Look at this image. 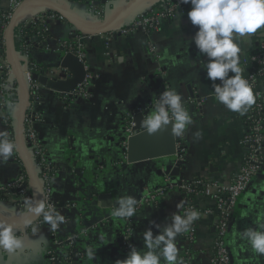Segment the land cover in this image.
Listing matches in <instances>:
<instances>
[{"label":"crops","instance_id":"1","mask_svg":"<svg viewBox=\"0 0 264 264\" xmlns=\"http://www.w3.org/2000/svg\"><path fill=\"white\" fill-rule=\"evenodd\" d=\"M88 1L68 0L69 6L84 10V21L93 20L86 8ZM162 1L146 0L141 10L159 6ZM189 10L190 5L178 15L182 20H167L159 32L149 35L123 37L115 34L111 37L105 35L86 39L85 65L91 74L86 87L88 97H80L66 107L54 91L46 89L41 92V103L36 108L41 117L37 134L55 169L51 180L52 200L56 209L65 216L66 222L54 236L48 224L35 223L29 228L17 229L18 234L24 237L25 248L15 255L6 252L0 254V264H47L45 251L53 248L55 241H64L69 237H75V240L67 246L54 248L58 258H65L70 250L73 252L76 249L77 253L83 254L82 259L75 257L76 261L78 259L76 264H115L117 259H121L123 219L111 216L103 220L101 226L89 227L87 223L95 218V214L82 210L86 200L89 197L96 199V195L107 194L113 198L133 196V182L120 180L115 171L123 157V143L127 138L123 118L157 98L167 87H174L182 94L193 117L192 125L179 141L184 149L180 158L184 165L176 180L203 179L226 185L240 170L243 163L241 138L245 131V115L233 113L216 101L211 82L205 78L206 72L202 68L206 57L197 53L191 41L197 29L188 20ZM9 11V0H0V19L4 20L3 17ZM42 12L36 8L31 9L18 23L35 20ZM48 24L45 43L50 48L57 41L70 39L74 35L71 28L65 34V22L49 21ZM255 34L240 41L243 76V58L252 54L257 46ZM149 42L154 44L159 60L148 54ZM31 59L43 70L55 69L59 55L34 49ZM260 90L264 96V80L260 82ZM8 111L12 118L17 113V105L13 100ZM1 116L0 112V131ZM20 170L19 162L11 158L7 163L0 164V183L6 184L16 178ZM262 175V179L257 177L252 180L249 188L240 196L237 213L232 220L229 249L233 264H264V257L258 258L245 241L236 237L237 232L255 227V221H264V172ZM140 180L148 182L152 189L164 182V178L156 177L152 166L137 171L134 182ZM180 201H184L185 206V195L173 190L156 204L137 213L133 217L132 245L138 249L143 247L142 233L150 226L149 220L164 224L165 218L173 212L182 215L184 206L182 209L176 208ZM195 201L202 210L212 204L204 196L197 197ZM0 206V213L6 218H12L10 209L13 205L8 196H0ZM23 219L25 217L17 220ZM33 227L39 231L33 233ZM153 231L155 234L157 230ZM176 239L182 257L187 244L181 235ZM212 239L213 217L204 214L200 218L192 264H209L208 253ZM89 247L96 250L95 259L88 257Z\"/></svg>","mask_w":264,"mask_h":264},{"label":"built area","instance_id":"2","mask_svg":"<svg viewBox=\"0 0 264 264\" xmlns=\"http://www.w3.org/2000/svg\"><path fill=\"white\" fill-rule=\"evenodd\" d=\"M24 0H9L10 13L5 15L3 19L8 23L12 12ZM60 1V0H56ZM68 2V0H66ZM159 6H152L142 9L138 12L134 19L127 22L118 31L107 36L119 34L123 37H130L136 34L149 35L150 33L159 32L163 22L175 19L183 12L188 5H180L179 0H163ZM86 6L88 12L92 14L94 23H101L104 20L103 9L96 6L94 0H89ZM49 21L63 23L64 19L51 12L44 10L38 15L35 20L22 21L18 23L15 30L16 50L19 53L22 72L29 89L30 103L25 115L24 121V144L30 152V157L37 169V175L40 179L45 200L48 204L54 205L52 200V185L51 180L54 176L55 169L51 165L46 150L42 144L40 137L37 134V125L41 122V117L37 113L36 108L41 103L43 90L46 88L38 81L33 79V75L44 76L48 80L54 82L68 81L71 77V71L65 68L57 67L55 69H41L35 64L31 55L34 49H42L44 52H54L57 54H71L85 65L86 52L84 43L90 38L82 34H74L72 38H63L56 42L53 48H50L46 43L48 34ZM6 24L0 29L1 38L3 41V32ZM31 28L32 34L25 36L24 31ZM257 46L254 52L243 58V66L245 70L244 78L247 79L253 86V92L256 95V103L245 114L243 122L245 126L244 134L241 138V146L243 150V163L240 170L232 176L228 184H220L217 181L208 182L203 179L192 180H172L171 177H164V187L147 193L141 197L137 203V213L150 205L156 204L160 199H163L173 190L182 192L185 195L186 204L183 208L182 215L190 208H195L201 213L209 214L213 217V239L212 246L208 253L209 264H233L232 254L229 249V234L234 216L237 213L240 196L249 188L251 181L261 171L264 166V96L260 90V82L264 80V29L258 30L255 34ZM148 54L153 56L155 60H159L160 56L156 51L154 44L147 43ZM85 69L87 67L85 65ZM91 79V74L87 73L83 83L78 85L76 89L68 93L54 92L64 106L69 107L80 98L88 97L86 87ZM192 95V94H191ZM157 98L149 101L145 106L138 107L131 111L123 118V129L127 135L126 141L123 143V149H126L127 139L132 137L133 127L135 126L133 118L136 114L147 113L151 110ZM193 95L191 96V98ZM18 103L17 86L12 80V71L6 61L4 52H0V112L2 113V130L8 133L11 140H14L15 123L9 114L8 107L11 104ZM188 101V100H187ZM190 102V101H189ZM185 102V107H186ZM198 104L200 101L198 100ZM181 138V137H180ZM180 141V140H179ZM179 141L176 143V152L178 160L183 153V148ZM14 161L19 162L15 153L11 157ZM126 156L123 153L121 161L118 163L116 170L126 164ZM0 196H8L13 205L14 213L17 218L25 217L26 206L25 198H32V189L27 180V177L21 168L17 177L10 180L8 183H0ZM207 197L211 201V206L205 210L199 209L195 199L197 197ZM55 206V205H54ZM124 227L120 238L121 259H124L129 252V245L132 244L133 237V217L130 220L123 219ZM38 225L46 224L43 217L36 222ZM200 219L195 221L191 230L181 234L187 244V249L183 254V259L186 264H192L193 252L196 246V238ZM56 232V231H55ZM55 232H52L53 236ZM75 237H69L64 241L54 242V247L45 251L47 255V264H73L75 257L83 258L82 253L70 252L65 258H58L54 253V248L57 246H67ZM77 259V260H78Z\"/></svg>","mask_w":264,"mask_h":264},{"label":"clouds","instance_id":"3","mask_svg":"<svg viewBox=\"0 0 264 264\" xmlns=\"http://www.w3.org/2000/svg\"><path fill=\"white\" fill-rule=\"evenodd\" d=\"M180 5H190L187 17L197 29L191 38L197 53L206 57L202 65L206 79L211 86L216 101L227 110L245 115L255 105L256 95L252 84L244 78L240 66V41L264 29V0H179ZM182 20L181 16L177 17ZM219 81V83H217ZM193 117L182 94L174 87H167L159 94L151 110L141 120V127L148 135H155L171 124L175 137H183L186 129L192 125ZM199 133H197V136ZM16 148L6 131H0V164L7 163ZM26 215L42 216L49 230L55 232L66 222L64 215L46 200L25 198ZM137 199L132 195L116 198L113 217L130 220L137 212ZM180 201L177 209H182ZM201 213L190 207L183 215L173 212L166 217L164 224L149 220V227L142 233L143 247L138 249L129 245V252L124 259H117L115 264H186L180 256L177 236L191 230ZM255 227H247L236 233V237L250 246L254 255L264 257V221L254 222ZM31 219L25 225H31ZM153 229H156L154 234ZM33 233L39 231L32 228ZM25 248L24 237L19 235L14 224L0 220V254H19ZM90 259L96 258V250L87 249Z\"/></svg>","mask_w":264,"mask_h":264},{"label":"water","instance_id":"4","mask_svg":"<svg viewBox=\"0 0 264 264\" xmlns=\"http://www.w3.org/2000/svg\"><path fill=\"white\" fill-rule=\"evenodd\" d=\"M145 1L146 0H99L95 2V4L97 6H103L105 18L101 23L97 24L94 23V21H84V10H78L74 8V6H69L66 0H60L59 2L56 0H24L14 12H12L3 32V41L0 43V48H3L6 61L12 71V80L17 86L18 93L17 113L12 118L15 123L13 141L15 142L16 148L14 153L31 186L33 200H45V195L42 183L37 175V169L34 168L30 152L24 144V121L30 103V95L15 44V30L19 20L31 9L36 8L37 11L49 10L64 19L66 25L65 34H67L68 29L71 28L75 35L82 34L88 37L105 36L118 31L127 22L134 19ZM58 55L59 59L56 67L70 70L72 73V78L70 80L54 82L48 80L44 76L36 74L33 75V79L48 90L68 93L83 83L88 72L85 69V65L73 55ZM146 115L147 113H143L134 116V134L127 139L126 149H122V152L125 153L126 156V164L115 170L120 180L133 182V196L136 197L137 201L147 193L164 187V184H159L152 189L150 184L143 180L134 182V176L142 167L149 166L150 168V166H152L156 177L164 178L169 176L172 180H175L180 176V170L184 165L183 161L177 159L176 143L180 140V137H175L173 135L171 124L155 135H148L141 127V120ZM262 172H264V166L254 179L257 177L262 179ZM95 198L96 199H92L89 197L82 210L90 211L95 214V218L90 223H87L89 227L101 226L103 220L110 219L112 216L111 213L114 211L116 205L115 196L113 198L107 194H100L96 195ZM1 206L0 208H2ZM10 210L12 211V218H6L0 213V220H6L8 223L14 224L16 229L29 228L41 218V216L37 217L29 214L25 216V219L17 220L18 218L14 213L15 209L12 207ZM26 219H31L32 224L26 226ZM75 253H77L76 249L73 250V254ZM77 261L74 259L73 264H76Z\"/></svg>","mask_w":264,"mask_h":264},{"label":"trees","instance_id":"5","mask_svg":"<svg viewBox=\"0 0 264 264\" xmlns=\"http://www.w3.org/2000/svg\"><path fill=\"white\" fill-rule=\"evenodd\" d=\"M70 1H77V0H70ZM5 22H6L5 20L0 19V29L4 26ZM24 33H25L24 34L25 36L29 37L32 34L31 28H29L28 30H25ZM0 38H1V30H0ZM0 52L3 53L2 48H0Z\"/></svg>","mask_w":264,"mask_h":264},{"label":"rangeland","instance_id":"6","mask_svg":"<svg viewBox=\"0 0 264 264\" xmlns=\"http://www.w3.org/2000/svg\"><path fill=\"white\" fill-rule=\"evenodd\" d=\"M88 3H89V1H88ZM88 3H87V4H88ZM87 4H86V6H88ZM96 6H97V5H96ZM100 7L102 8L103 6L100 5ZM102 9H103V8H102ZM9 13H10V11H9Z\"/></svg>","mask_w":264,"mask_h":264}]
</instances>
